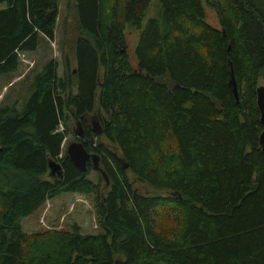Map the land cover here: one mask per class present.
Masks as SVG:
<instances>
[{
  "label": "trees",
  "instance_id": "obj_1",
  "mask_svg": "<svg viewBox=\"0 0 264 264\" xmlns=\"http://www.w3.org/2000/svg\"><path fill=\"white\" fill-rule=\"evenodd\" d=\"M0 5L1 76L19 70V54L34 51L40 36L52 40L58 0ZM73 10L74 72L57 77L48 60L20 106H0V264H264L254 98L264 0H73ZM132 29L135 69L124 53ZM91 116L99 135L86 125ZM68 118H81V144L107 178L95 203L103 234L72 225L27 235L19 220L46 199L94 191L59 157L67 131L56 130ZM52 162L61 176L49 181Z\"/></svg>",
  "mask_w": 264,
  "mask_h": 264
},
{
  "label": "rangeland",
  "instance_id": "obj_2",
  "mask_svg": "<svg viewBox=\"0 0 264 264\" xmlns=\"http://www.w3.org/2000/svg\"><path fill=\"white\" fill-rule=\"evenodd\" d=\"M2 6L0 5V8ZM204 14L205 21L210 26L215 25V15L206 5H204ZM147 17L149 16L145 14L144 18ZM76 28L73 0H58L52 40L49 41L40 36L34 51L19 54V70L10 75L0 76V106L13 103L20 106L23 98L28 95V87L33 75L48 60L55 62L57 77L70 75L75 66L73 47L78 37ZM124 37L126 61L131 69H135L134 48L137 42V30L126 31ZM256 84L264 85V73L258 77ZM70 91L72 94L75 92L74 86ZM59 124L61 127L59 133L64 128L67 131L60 145V157L65 155L67 145L77 139L72 135V130L76 127L73 118H68L66 125L61 122ZM109 149L118 154L116 149L110 145ZM125 176L127 180L134 181V177L129 171H125ZM44 178L52 181L48 174ZM84 179L93 185V193H60L53 198L46 199L31 215L19 220L22 231L27 235H33L48 230L68 231L70 226L75 225L81 234L102 235L103 231L98 226L95 215V203L99 197L105 196L108 188L104 186L103 179L90 165L84 174ZM136 187L139 188V185Z\"/></svg>",
  "mask_w": 264,
  "mask_h": 264
},
{
  "label": "water",
  "instance_id": "obj_3",
  "mask_svg": "<svg viewBox=\"0 0 264 264\" xmlns=\"http://www.w3.org/2000/svg\"><path fill=\"white\" fill-rule=\"evenodd\" d=\"M74 72V71H72ZM229 81H228V86L230 87L231 93L235 100L237 101L236 97V87L235 83L232 77V74H229ZM254 98H255V106L258 112V122L260 126V132L257 138V146L258 150L264 155V85H257L254 89ZM94 119V123L96 124L97 121ZM75 126L78 127L76 133L74 135L78 140L82 138V132L80 128V121L75 120ZM95 135H99L100 130L94 129L91 130ZM65 156L69 159L71 164L74 166V168L80 172V173H85L86 171V162L89 161L91 163V167L99 173L101 178L104 181V184L107 186V178L105 176L104 171L100 168L99 166V158L96 154L93 153H88L86 150L83 148L82 144L79 141H74L71 142L67 145L65 149ZM118 162H121L119 159H117ZM121 168L126 169L127 164L126 163H121ZM48 169L53 170L57 177L60 178L61 173H60V168L57 163H50L48 165ZM113 264H121L120 261L116 260L114 261Z\"/></svg>",
  "mask_w": 264,
  "mask_h": 264
},
{
  "label": "flooded vegetation",
  "instance_id": "obj_4",
  "mask_svg": "<svg viewBox=\"0 0 264 264\" xmlns=\"http://www.w3.org/2000/svg\"><path fill=\"white\" fill-rule=\"evenodd\" d=\"M94 117L93 116H91V117H86V125L89 127L90 126V128H91V130H94V129H97V126H98V122L95 124L93 121H94ZM74 121V120H73ZM77 128L78 127H75V129H73L72 130V135H74V133H76V132H78L77 131ZM82 132V131H81ZM75 136V135H74ZM88 137L90 138L91 136L88 134ZM88 138V139H89ZM80 142L81 143H87L88 142V140L86 139V137H85V134L84 133H82V138L80 139ZM99 146V144H97V147ZM89 165H91L90 164V162L88 163Z\"/></svg>",
  "mask_w": 264,
  "mask_h": 264
},
{
  "label": "crops",
  "instance_id": "obj_5",
  "mask_svg": "<svg viewBox=\"0 0 264 264\" xmlns=\"http://www.w3.org/2000/svg\"><path fill=\"white\" fill-rule=\"evenodd\" d=\"M80 119H81V118H79L78 120L80 121ZM75 120H77V119H75ZM75 120H74V121H75ZM95 120H96V118H95ZM96 121H97V120H96ZM80 128H81V126H80ZM90 129H91V128H90ZM92 133H93V132H92ZM93 134H94V133H93ZM75 137H76V136H75ZM76 139H77V138H76ZM77 141L80 142V140H78V139H77ZM80 143H81V142H80ZM88 153H91V152H88ZM93 154H94V153H93ZM88 163H89V161L86 162V171H87L88 166H89ZM49 164H50V163H49ZM49 164H48V165H49ZM90 164H91V163H90ZM90 166H91V165H90ZM99 166H100V161H99ZM91 168H92V167H91ZM100 168H101V167H100ZM92 169H93V168H92ZM101 169H102V168H101ZM93 170H94V169H93ZM86 171H85V173H86ZM94 171H95V170H94ZM96 172H97V171H96ZM85 173H82V174H85ZM97 173H98V172H97ZM47 174H48L49 178H51V179H52L54 176L57 177L56 173H55L53 170H50V169H49V172H48ZM98 174H99V173H98ZM100 177H101V176H100ZM57 178H58V177H57Z\"/></svg>",
  "mask_w": 264,
  "mask_h": 264
},
{
  "label": "built area",
  "instance_id": "obj_6",
  "mask_svg": "<svg viewBox=\"0 0 264 264\" xmlns=\"http://www.w3.org/2000/svg\"><path fill=\"white\" fill-rule=\"evenodd\" d=\"M60 130H61V127H60V124H59L56 131H60Z\"/></svg>",
  "mask_w": 264,
  "mask_h": 264
}]
</instances>
